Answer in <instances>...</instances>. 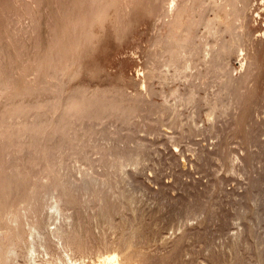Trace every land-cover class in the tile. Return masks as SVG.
<instances>
[{"label":"rangeland","instance_id":"374dc122","mask_svg":"<svg viewBox=\"0 0 264 264\" xmlns=\"http://www.w3.org/2000/svg\"><path fill=\"white\" fill-rule=\"evenodd\" d=\"M121 1L129 6L120 5V13L113 7L108 8L103 22L92 26L89 40L82 52L77 53L69 74L63 77V86L67 93L77 90L122 92L151 103L149 106L154 109L148 106L144 111L141 109V114L150 122L145 125L146 129L136 128L134 124L114 126L116 129L107 127L112 135L120 130L123 138L118 136L119 143L132 146L136 138L149 144L151 149L144 155L139 170L126 166L121 170H128L126 175L118 171L108 176L111 171L107 164L100 162L94 145L87 143L94 162L91 169L111 181L113 192H131L133 212L126 211L125 215L134 225L142 227L136 240L141 242L139 247L145 253L156 259L155 264L264 263V0H236L238 10L233 25L237 29L233 33L241 31L243 41L238 45H242L244 52L237 47L223 60L233 76L243 70L242 54L246 61L254 63L249 87L242 89L245 90L243 99L239 98L242 90L238 95L232 88H223L221 83L226 79L223 70L216 69L202 77L193 68L175 77L174 69L165 65L159 55V45L162 38L167 37L173 17L163 12L164 15H157V10L160 5L165 8L172 0ZM213 1L216 5L225 4V0ZM82 2L90 0H0V68L3 70L0 69V80L6 78L12 89L20 85L19 79L33 81L41 72H46L45 62H49L63 22ZM175 3L178 7L195 5L190 12L197 19L211 20L214 16L208 0L198 3L197 0H176ZM118 27L121 28L116 29ZM194 31L201 44V55H205L208 48H217L222 39L232 37L230 33H223L222 38V33L213 35L201 24ZM153 61L161 74L154 78L146 74ZM198 68L204 69V65ZM190 87L194 90V102L178 106L175 97H186ZM220 91L221 97L217 94ZM217 96L218 107L211 118L208 103ZM172 106H176L179 126L171 123L176 117L168 111ZM150 125L158 129V134L149 131ZM170 135L177 138L175 143L179 146L168 141ZM127 138H133L128 140L131 144ZM107 142H98V145L109 147L111 142ZM199 146L207 147L206 156L193 154ZM183 156L190 162L184 164ZM232 161L233 170L229 167ZM78 166L87 167L83 162L69 161L68 170L76 178H80L75 171ZM58 172L62 174L64 170L58 169ZM111 190L109 193L104 190L103 194H110ZM76 195L79 198L78 193H74L75 198ZM84 205L87 207L70 206L68 213L92 215L95 203ZM114 218L115 222L120 221L118 215ZM47 221V224L51 222ZM91 223V226L95 224Z\"/></svg>","mask_w":264,"mask_h":264},{"label":"bare ground","instance_id":"6f19581e","mask_svg":"<svg viewBox=\"0 0 264 264\" xmlns=\"http://www.w3.org/2000/svg\"><path fill=\"white\" fill-rule=\"evenodd\" d=\"M175 1L172 0L165 8L160 5L159 11L157 10V15L163 12L173 17L169 22L167 37L162 38L159 45V55L164 59L165 65L174 69L175 77L177 73L179 75L182 71L187 72L193 68L202 77L216 69L223 70L226 77L221 83L223 88H232L239 95L242 89L249 87L254 63L246 61L245 54H242L241 60L244 62L240 66L243 70L234 76L223 65V60L234 49L239 48L244 52L242 45H238L243 41L241 31L233 33L237 29L234 28L233 18L237 16L238 0H225L223 5H216L213 0H208L214 12L211 20L204 19L202 15L198 19L192 16L190 11H193L195 5L181 4L178 7V1ZM120 5L127 6L128 3H120L119 0L82 2L64 22L63 19L60 21L63 24L60 32L58 31L56 45L53 49L50 48L52 51L49 62H45L46 72H41L35 80L31 78L33 81H27L26 77V81L17 78L21 81L20 85L12 89L9 88L6 78L0 80V264H155L156 259L145 253L139 247L142 246L141 242L136 240L139 228L141 230L142 227L134 225L125 215L126 211L133 212L131 192H113L111 181L91 169L94 162L92 163L89 156L91 147L87 144L94 145V150L100 154V162L107 164L111 171L108 176L118 171L126 175V170L121 171L126 166L137 170L142 161L144 162L143 157L150 148L149 144L146 145L136 138L134 141L133 138H127V142L130 140L133 145H123L122 141L118 142V136L119 139L123 138L119 134L120 130L117 128L118 134L112 135L107 127L109 125L116 129L121 124H134L136 128L143 126L146 129L145 125L150 122L141 114V109L146 110L147 106L154 108L140 96L130 97L122 92L77 90L67 93L62 81L69 74L70 65L76 62L77 53L89 40L92 26L103 22L108 8L113 7L120 13ZM121 11L123 13V9ZM200 24L209 28L213 35L222 33V38L223 33H230L232 37L230 40L222 39L217 48H208L205 55H201V44L194 35V29ZM151 64L153 66L146 73L148 77L160 76L154 66L157 63L153 61ZM201 65H204V69L198 68ZM176 90L173 92H177ZM244 91L239 98L241 96L243 99ZM220 93L221 91L217 94L221 97ZM218 96L208 103L211 118L218 107ZM176 97L178 106L191 104L195 100L194 90L190 87L186 97ZM173 107L168 109L170 114L176 116L171 123L179 126L176 106ZM148 128L151 133L158 134L155 126L150 125ZM173 136L170 135L168 141L179 146V143L176 144L177 138ZM102 141L114 143H110L109 147L104 144H101L104 147L99 146L98 142ZM205 146L194 148L193 154L196 157L206 156L208 149ZM70 160L87 165L84 169L79 166L75 169L80 178L70 174ZM183 161L184 164L190 162L186 156H183ZM234 166V162L229 164L232 170ZM58 169H63L64 173L60 174ZM104 190L112 192L103 194ZM74 193H78L79 198L76 195V199ZM83 203H95L92 215L68 213L70 206L83 207ZM115 215L120 217L119 222H115ZM47 220L51 222L47 224ZM92 221L95 224L91 226Z\"/></svg>","mask_w":264,"mask_h":264}]
</instances>
